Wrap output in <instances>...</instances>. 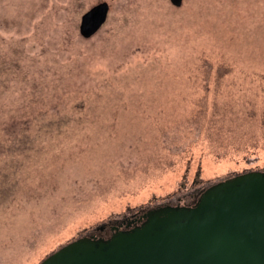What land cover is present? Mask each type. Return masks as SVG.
Returning a JSON list of instances; mask_svg holds the SVG:
<instances>
[{
  "label": "rangeland",
  "instance_id": "374dc122",
  "mask_svg": "<svg viewBox=\"0 0 264 264\" xmlns=\"http://www.w3.org/2000/svg\"><path fill=\"white\" fill-rule=\"evenodd\" d=\"M248 170H264V0H0V264Z\"/></svg>",
  "mask_w": 264,
  "mask_h": 264
},
{
  "label": "water",
  "instance_id": "95a60500",
  "mask_svg": "<svg viewBox=\"0 0 264 264\" xmlns=\"http://www.w3.org/2000/svg\"><path fill=\"white\" fill-rule=\"evenodd\" d=\"M108 8L101 1L81 15L83 37L103 25ZM109 231L78 236L38 264H264V170L219 179L190 204H162Z\"/></svg>",
  "mask_w": 264,
  "mask_h": 264
},
{
  "label": "flooded vegetation",
  "instance_id": "af4514ba",
  "mask_svg": "<svg viewBox=\"0 0 264 264\" xmlns=\"http://www.w3.org/2000/svg\"><path fill=\"white\" fill-rule=\"evenodd\" d=\"M193 201H194V199H192V201H188V202H184V203H182V202H177V203H180V204H190ZM140 216H141V214L137 215L136 217L135 216H131L130 218H123L120 222L112 223V224H109L108 226L110 227L111 225L118 224V223H122L123 226H124L126 222H132L133 223L136 220L138 221V219H140ZM101 230H102V227L100 228V233H102L101 235L107 236L109 234V230H108V233H107L106 232L107 229L105 227H104V230L102 232H101ZM98 233H99V231H98Z\"/></svg>",
  "mask_w": 264,
  "mask_h": 264
},
{
  "label": "trees",
  "instance_id": "16d2710c",
  "mask_svg": "<svg viewBox=\"0 0 264 264\" xmlns=\"http://www.w3.org/2000/svg\"><path fill=\"white\" fill-rule=\"evenodd\" d=\"M231 175H233V174H231ZM231 175H228V176H226V177H229V176H231ZM213 182H214V181H213ZM211 183H212V182H211ZM209 184H210V183H209ZM207 185H208V184H207ZM207 185H206V186H207ZM206 186H204V187H206ZM204 187H203V188H204ZM203 188H201V189L199 190V192H200ZM188 200H189V199H187V201H188ZM137 213H138V212H137ZM135 215H136V214H134L133 216H135ZM61 245H62V244H61ZM61 245H60V246H61ZM51 252H52V251H51ZM49 253H50V252H49ZM49 253H47L46 255H48ZM46 255H45V256H46ZM45 256H44V257H45ZM41 260H42V259H41Z\"/></svg>",
  "mask_w": 264,
  "mask_h": 264
}]
</instances>
